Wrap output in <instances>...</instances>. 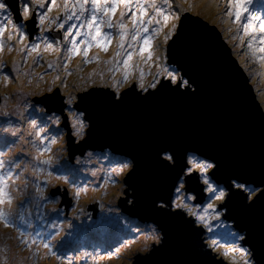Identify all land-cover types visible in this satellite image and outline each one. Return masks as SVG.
Instances as JSON below:
<instances>
[{
  "label": "rangeland",
  "instance_id": "1",
  "mask_svg": "<svg viewBox=\"0 0 264 264\" xmlns=\"http://www.w3.org/2000/svg\"><path fill=\"white\" fill-rule=\"evenodd\" d=\"M71 1L73 2L68 0V14L76 11L70 12ZM134 2L131 10L120 7L121 12H125L124 22L129 29V17L136 11V0ZM64 4L65 0H55L54 5L52 0H46L44 8H34L36 12L40 10L47 13L48 19L45 20L44 31L28 43L25 37L21 40L13 34L14 30L7 25V18L13 16V13L0 12V26L7 25L0 37L3 43L0 51V61L3 62V70L0 71V152L4 153L2 158L6 163V168L2 171L6 173L10 161L19 164V167L12 166L13 178L8 181L7 191L12 197V203L9 205L5 202L0 206L11 214L16 225L5 226L0 222V264H84L85 259L87 264H132L135 256L146 253L154 243L161 241L162 233L151 221H141L137 216L122 210L120 203L123 196H126L127 187L123 179L130 169L120 171L118 165L131 159L113 153L109 148H87L84 153L82 147L74 146L76 152L69 154L70 136L78 143L84 138L88 123L85 121L83 137L75 135L73 117L81 110L75 107L76 103L66 105L62 101L67 98V94L78 98L80 92L88 91L92 87H109L115 92L113 85L116 81H123L125 72L129 80L122 84L120 91L128 88L134 80L137 81L141 72L144 73V82L147 85L157 71V63L176 68L168 62V43H164V35L173 23L177 25L178 32L185 10L220 25L225 36L233 39L246 72L253 73L258 99L263 105L264 59L261 57L264 53L257 51L254 55L253 49L248 48L251 37L244 35L242 28L238 30V24L233 23L234 17L227 15V0H172L171 10L178 13L180 19L170 20L165 26L160 18L161 24L149 25L150 31L146 34L154 37L153 59H147V52L140 54L139 46L135 49L128 48L126 41L124 52L131 51L133 56L125 68L122 63L124 53L115 57L119 43L117 28L107 31L113 37L107 51L94 46L88 50L87 58L81 53L67 59V48L72 45L70 41L65 42L66 48L61 45L64 32L73 24L77 25L73 29V35L77 30L83 33L87 29L79 28L85 15L80 20L75 17L71 20L65 18ZM47 5H52L50 12ZM145 6L148 8L149 17L154 15L149 4ZM248 8L257 16H264V0H251ZM165 11H168L166 6ZM120 13L114 18V24L121 19ZM53 20L54 23L51 22ZM241 22H247V13ZM61 23L63 28L59 27ZM35 25L37 27L36 22ZM256 25L259 26V21H256ZM155 29L161 30L156 32ZM55 30L57 32L54 33ZM47 31L53 34L51 37L55 38L59 51H45L43 37L47 36ZM10 34L12 39H9ZM253 34L257 37L253 41V47L259 48L262 43L259 37L264 33L257 31ZM240 36H243V44ZM80 39H83V35L77 37V41ZM31 43L38 44L39 49L29 54ZM13 62L16 64L15 70ZM49 63L53 65L51 68ZM6 75L9 79H5ZM57 76L59 79H54ZM50 87L51 92L48 91ZM57 91L59 93L54 95ZM48 93L54 95L58 108L64 106L62 112L47 110L46 104L50 100L47 98L51 97ZM41 101L43 103H39ZM5 112L9 115L5 116ZM55 117H59L58 124L53 122ZM31 120L36 121L35 127ZM7 128H19L20 131L17 136H12L5 131ZM37 132L40 133L39 136L36 135ZM20 136L23 139H19ZM52 138H55V143L51 142ZM5 141L8 143L7 147ZM45 145L50 151H44L41 155L38 150ZM93 155L95 157L91 159ZM37 156L39 160L50 158L51 163L40 164ZM191 183L194 190L186 183V192L195 195L197 199L190 203L201 207L203 212L208 203L214 202V198L211 194L200 191L203 187L201 183ZM77 189H82L78 198L74 195ZM216 203L219 219L209 210L207 227L210 238H204V241L211 245V241L215 240L217 256L230 263L244 264L246 258L254 261L251 249L244 239H240L245 237L244 233L232 226L233 221L223 218L225 209L221 208L222 202ZM196 208L193 210L196 211ZM89 231H94L97 235H86ZM33 237L36 238V243L30 248L21 242L22 239L31 241ZM44 243L52 245L51 252L43 246ZM241 249L248 251L247 257L242 254ZM85 253H88L87 257Z\"/></svg>",
  "mask_w": 264,
  "mask_h": 264
},
{
  "label": "water",
  "instance_id": "2",
  "mask_svg": "<svg viewBox=\"0 0 264 264\" xmlns=\"http://www.w3.org/2000/svg\"><path fill=\"white\" fill-rule=\"evenodd\" d=\"M9 3L15 6V0ZM26 26L33 39L35 21L30 18ZM167 56L190 80V87L155 95H151L155 90L143 93L138 86L128 87L121 91L125 100L119 105L107 102L115 93L109 87L80 92L75 107L85 113L88 127L78 143L70 136L69 154L76 152L74 146L82 147L84 153L87 148H109L131 159L133 168L123 179L127 187L122 210L151 221L162 233L161 241L135 256L132 264H233L218 257L204 241L210 238L208 227L189 223L194 218L174 208L160 211L158 204L161 198L175 195L173 185L179 183L177 177L182 176L190 152L217 164L215 174L210 172L217 184L227 188L231 178H237L250 187H264L260 184L264 180V105L253 73L246 72L233 39L225 36L220 25L185 10L177 35L167 44ZM46 106L60 112L64 107H57L56 98ZM163 150L175 154L174 167L160 163ZM191 182L187 184L192 188ZM234 193L232 189L222 202L223 218L244 233L256 264H264V202L248 207L251 201ZM196 211L201 212V207Z\"/></svg>",
  "mask_w": 264,
  "mask_h": 264
},
{
  "label": "snow or ice",
  "instance_id": "3",
  "mask_svg": "<svg viewBox=\"0 0 264 264\" xmlns=\"http://www.w3.org/2000/svg\"><path fill=\"white\" fill-rule=\"evenodd\" d=\"M251 3V0H227V15L229 17H234L233 23L238 24L239 28L243 29L244 35H249L251 38L248 41V48L253 49V54L258 51L260 53H264V35L259 37L261 46L259 48L253 47V41L257 39L256 35L253 33L260 32L264 33V16H257L255 13L249 11L248 5ZM55 4V0H52V5ZM91 4V14L90 16H86L84 21L79 25V28H86L87 30L81 33L79 30L75 32L73 35V29L77 28V25H71L65 32L63 36L64 41H70L71 47L67 48V59H71L73 55H80L81 53L85 58L88 56V50L92 47H97L102 49L103 51L108 50V45L112 42V33L104 32V26L107 28H117L119 36L118 50L115 53V57H120L122 53H124V59L122 61L125 68L128 67L129 61L132 59L133 52L128 51L124 52L125 42L127 41V47L130 49H135L139 46V53L143 54L145 52L148 53V60L153 59L155 54L153 49V39L154 37L146 35L149 33V25L153 23L159 25L161 24V19L163 24L166 26L170 20H179L180 16L178 13L172 12V0H160L158 3L157 0H144L142 3L141 0H136V11L132 12V15L129 17L131 20V29L128 28V25L124 22L125 12L120 13L121 19L115 22H112V15L115 13L116 8L120 5H123L125 9L131 10L133 0H75V3L72 5V8L79 9V14L76 11H72L71 14H68V0H65L64 8H65V18L67 20L75 19L80 20L81 16L88 11L87 5ZM145 4H149L152 8L154 15H148V8ZM52 5H47L48 11H51ZM46 6V0H15V6L9 3V0H0V12L3 13H14L15 15H10L7 18V25H10L14 30L15 35L19 37V39L23 40L26 32V22L31 18L36 22L37 27L41 32L44 31L45 20L48 19L47 13L40 12L37 13L34 11V8H44ZM165 6L168 8V11H165ZM247 13V22L242 23V17ZM145 17H148L145 20ZM256 21H259V26L257 27ZM52 23L55 20L51 21ZM7 25L0 26V37L3 36V32ZM60 28H63L64 25L61 23L59 25ZM161 29H155L156 32H159ZM250 30H252L250 32ZM145 34V35H142ZM83 35V39L77 41V37ZM173 35H177V25L173 23L172 27L169 29L167 33L164 35V43L167 44L170 39H172ZM9 39H12V35H9ZM55 39V38H53ZM45 44V51H59L56 45L49 40L47 36L43 37ZM193 41H195V37H193ZM240 41L243 44V36H240ZM83 45V48H81ZM3 49V43L0 41V51ZM39 49L38 44H32L31 48L28 50L29 54L33 52H37ZM23 50V49H21ZM114 57V59H115ZM99 57L97 56V59ZM159 60L160 57L158 56ZM264 59V56L261 57ZM118 64L119 61H116ZM53 65L49 63V68ZM157 71L151 81L147 83L144 82V73L141 72L140 78L138 81L133 82L129 85L130 88H135L138 86L139 90L143 93H149V90H155V92L151 93V95H155L160 93L161 91H176L180 88L188 89L190 87V80L185 79L183 75L180 74L179 69L172 67L169 68L167 65L163 63H157L156 65ZM16 64L13 62V70H15ZM65 68H67V64L65 63ZM3 70V62L0 61V71ZM5 79H9V76L6 75ZM54 79H59V76ZM129 80V76L127 72H125L123 81H116L113 85L115 87V93L108 97L107 102L114 105H119L124 102L125 97L121 94V86L123 83H127ZM49 92L52 91L50 87L48 89ZM47 99H55V97H49ZM77 97L67 94V98L62 101L63 104L73 105L77 102ZM144 100H147L148 97H143ZM43 103V101L39 102ZM27 105V102H25ZM5 116L9 114L7 112L4 113ZM51 119V118H50ZM87 117L83 111L76 113L73 117L74 124L73 127L75 129V135L83 137ZM31 124L35 127L36 121L31 120ZM54 123H59V117L54 118ZM5 131L10 132L12 136H17V133L20 131L19 128H7ZM37 136L40 135L39 132L36 133ZM19 139H23V136H20ZM52 143H55V138H52ZM14 143V142H13ZM5 146H8L7 141H5ZM42 155L44 151H50V148L45 145L43 149L38 150ZM4 155L3 152H0V206L4 205L7 202L9 205L12 203V197L8 193V181L13 178L12 166L15 165L19 167V164L16 161H10L7 167L6 173L2 170H5L6 163L2 158ZM39 160V156L36 157ZM40 164H50L51 159L39 160ZM160 163L163 167H174L176 164V156L173 152L169 150H163L162 156L160 158ZM131 161L124 162L118 165V169L123 171V169H132ZM217 169V164L207 158H201L200 156L193 153H188L185 157V162L181 169L183 176H178L177 179L179 181L178 184H174L175 198H172L170 195L169 198L164 199L161 198L158 204V208L160 211H170L171 209H176L178 213L182 212L189 217H193L194 221H189V223L198 222L204 227H207L208 221V213L209 210L215 215L217 219H219V212L217 211V203L223 202L228 195V193L235 189L236 193L241 195L243 200L251 201L248 204V207H252L255 205L257 201L264 202V187L257 185L256 187H250L248 182L241 181L237 178H231L228 187H222L219 184L215 183L210 175V172L214 175ZM186 177L187 179H184ZM18 178V177H17ZM189 181H196L203 185L200 189L201 192H207L211 194L214 198V202H210L207 204L203 212L194 211L193 209L197 207V205L191 204L190 201H194L197 199L195 195H181L182 192L186 191L185 184ZM261 185H264V180L260 182ZM80 191L82 189H77L74 195L78 198L80 195ZM55 195V194H53ZM23 207V205H21ZM0 222H2L5 226L12 225L16 227L12 216L9 212L4 211L2 207H0ZM71 226V225H70ZM39 234H37L38 236ZM21 236L23 233L21 232ZM241 240L244 237H240ZM27 247H31L32 244L36 243V238L33 237L31 241L29 240H21ZM43 246L49 251H52V245L50 243H44ZM211 246H216V241H211ZM242 254L247 257L248 251L245 249H241ZM54 254V253H53ZM35 256V253H33ZM88 256V253H85V257ZM84 264H87V260L85 259ZM244 264H255L254 261L246 258L244 260Z\"/></svg>",
  "mask_w": 264,
  "mask_h": 264
},
{
  "label": "flooded vegetation",
  "instance_id": "4",
  "mask_svg": "<svg viewBox=\"0 0 264 264\" xmlns=\"http://www.w3.org/2000/svg\"><path fill=\"white\" fill-rule=\"evenodd\" d=\"M71 3H72V5L75 3V0H73V2L71 1ZM132 5H135V2L132 4ZM121 6H123V5H120V6H118L117 8H116V11H115V13L112 15V22H113V20H114V18H116V15L118 14V13H120L121 12V10L122 9H125L124 7H122V9L120 8ZM72 7V6H71ZM87 7V9H88V11L84 14L85 16H90V14H91V4H89V5H87L86 6ZM132 8V7H131ZM71 10H74L73 8H70V12H71ZM78 13L77 14H79V9H75ZM127 10V9H126ZM36 12V11H35ZM40 12H42V11H40V10H38V12L37 13H40ZM9 14V13H8ZM115 28V27H114ZM113 28V29H114ZM112 29V30H113ZM32 30H33V35H34V37H33V40H35L36 38H37V36L39 35V34H41V31L39 30V29H37V27H34V28H32ZM108 30H110L109 28H107V26H104V28H103V31L104 32H107ZM50 31V30H49ZM49 31H47L46 32V34H47V37H49V40L51 41V42H53L54 44H56V42H55V40L51 37V35H53V34H49ZM25 32H26V35H25V38L27 39V43L30 41V40H32L31 38H30V36H29V33H28V31H27V26L25 27ZM35 32H37V34H35ZM55 32H57V30H55L54 31V33ZM39 38V37H38ZM65 42L66 41H64L63 40V44H61L62 46H65V48L67 47V45L65 44ZM31 44H33V43H31ZM61 45H59V46H61Z\"/></svg>",
  "mask_w": 264,
  "mask_h": 264
},
{
  "label": "bare ground",
  "instance_id": "5",
  "mask_svg": "<svg viewBox=\"0 0 264 264\" xmlns=\"http://www.w3.org/2000/svg\"><path fill=\"white\" fill-rule=\"evenodd\" d=\"M16 112V111H15ZM93 157H95L94 155L91 157V159L93 158ZM90 232V234H91V236H93V234H95V235H97L94 231H89ZM100 236V235H99ZM97 237V236H96ZM75 244V243H74ZM71 245V244H70Z\"/></svg>",
  "mask_w": 264,
  "mask_h": 264
},
{
  "label": "trees",
  "instance_id": "6",
  "mask_svg": "<svg viewBox=\"0 0 264 264\" xmlns=\"http://www.w3.org/2000/svg\"><path fill=\"white\" fill-rule=\"evenodd\" d=\"M89 233H90V232H87L86 235L89 234Z\"/></svg>",
  "mask_w": 264,
  "mask_h": 264
},
{
  "label": "clouds",
  "instance_id": "7",
  "mask_svg": "<svg viewBox=\"0 0 264 264\" xmlns=\"http://www.w3.org/2000/svg\"><path fill=\"white\" fill-rule=\"evenodd\" d=\"M136 80H134L133 82H135Z\"/></svg>",
  "mask_w": 264,
  "mask_h": 264
}]
</instances>
